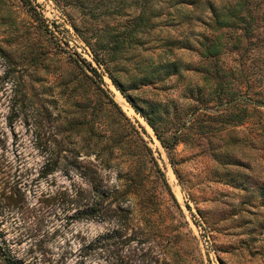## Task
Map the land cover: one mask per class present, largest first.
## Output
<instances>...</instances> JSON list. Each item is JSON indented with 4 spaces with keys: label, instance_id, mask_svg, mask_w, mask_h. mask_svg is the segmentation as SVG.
<instances>
[{
    "label": "rangeland",
    "instance_id": "374dc122",
    "mask_svg": "<svg viewBox=\"0 0 264 264\" xmlns=\"http://www.w3.org/2000/svg\"><path fill=\"white\" fill-rule=\"evenodd\" d=\"M112 1L0 0V264H264V0L251 35L223 29L208 59L174 46L179 72L151 81L160 42L98 47ZM173 14L154 33L187 34Z\"/></svg>",
    "mask_w": 264,
    "mask_h": 264
},
{
    "label": "trees",
    "instance_id": "16d2710c",
    "mask_svg": "<svg viewBox=\"0 0 264 264\" xmlns=\"http://www.w3.org/2000/svg\"><path fill=\"white\" fill-rule=\"evenodd\" d=\"M132 3L134 8L139 7L137 11L134 8L131 12L124 9L129 7L131 2L113 0L112 3L105 7L103 12L96 14L97 16H106L107 20L116 19L115 25L112 27L106 22L102 25L96 41L100 49L112 51L115 56L122 55L124 57H129L130 54H140L135 48L144 46L142 48V51H144L148 46L144 44L148 41H152V43L160 42L156 46L158 47L156 60L153 61L150 56L148 58L145 70L146 80L148 81L179 72L180 61L177 58H168L173 54L171 50L174 46L179 49L195 50L202 59H208L222 52L225 43L220 34L223 29H240L244 36L251 35L254 26L251 15H253L252 13L257 6L256 0H220L216 4L214 0H134ZM170 8L173 9L174 14L171 13ZM172 14L175 15L176 24L183 22L186 25L188 33L181 37L174 35L160 37L158 33H154L155 27L160 25V23L162 25L167 23V18L162 19V16L165 17ZM117 17H124V20L120 21ZM197 24L202 26V30H197L194 33L193 27ZM205 29L209 31L205 32ZM157 31L159 32L160 28ZM189 34L195 36L193 41H189L187 36ZM91 56L99 64L100 59L97 57V53L94 52V55L91 53ZM185 68H187L186 65L184 66ZM199 68L203 67L199 66ZM91 70L94 69L91 68ZM202 72L205 75L203 81L210 82V79H213L212 82H214V88L207 92L209 95L207 98L212 100L214 104L222 103L218 91L214 90L220 85L219 79L214 75L216 73L210 74L206 69L202 70ZM109 77L134 111L139 113L155 131L152 109L146 111L139 106L131 95L125 91L123 84L118 79L112 75ZM209 86H212V83ZM179 133L181 131L178 132V135ZM49 170L45 171V173H49ZM92 190L97 198L95 202H99L106 197V194L98 188H93ZM87 216L84 215V211H81L76 215V218H87Z\"/></svg>",
    "mask_w": 264,
    "mask_h": 264
},
{
    "label": "bare ground",
    "instance_id": "6f19581e",
    "mask_svg": "<svg viewBox=\"0 0 264 264\" xmlns=\"http://www.w3.org/2000/svg\"><path fill=\"white\" fill-rule=\"evenodd\" d=\"M116 94H117V97H118L120 100H123V101H124L122 95H121L118 91H116Z\"/></svg>",
    "mask_w": 264,
    "mask_h": 264
},
{
    "label": "built area",
    "instance_id": "2783aa9c",
    "mask_svg": "<svg viewBox=\"0 0 264 264\" xmlns=\"http://www.w3.org/2000/svg\"><path fill=\"white\" fill-rule=\"evenodd\" d=\"M85 55H86V57H87L88 60H91V59H90L91 54L89 53V51H87V54H85Z\"/></svg>",
    "mask_w": 264,
    "mask_h": 264
}]
</instances>
